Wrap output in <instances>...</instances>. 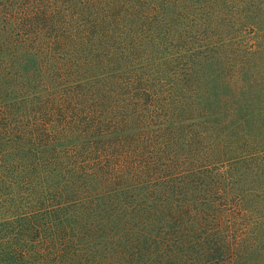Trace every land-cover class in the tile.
I'll use <instances>...</instances> for the list:
<instances>
[{
  "label": "trees",
  "instance_id": "16d2710c",
  "mask_svg": "<svg viewBox=\"0 0 264 264\" xmlns=\"http://www.w3.org/2000/svg\"><path fill=\"white\" fill-rule=\"evenodd\" d=\"M264 264V0H0V264Z\"/></svg>",
  "mask_w": 264,
  "mask_h": 264
},
{
  "label": "rangeland",
  "instance_id": "374dc122",
  "mask_svg": "<svg viewBox=\"0 0 264 264\" xmlns=\"http://www.w3.org/2000/svg\"><path fill=\"white\" fill-rule=\"evenodd\" d=\"M7 264H16V263H15V261H14V262H12V263H11V261H9V263H7Z\"/></svg>",
  "mask_w": 264,
  "mask_h": 264
}]
</instances>
